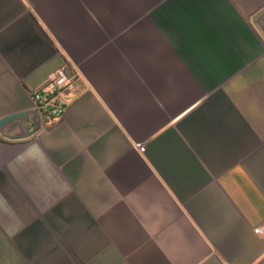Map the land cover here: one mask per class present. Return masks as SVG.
<instances>
[{"label":"crops","instance_id":"0c3cea01","mask_svg":"<svg viewBox=\"0 0 264 264\" xmlns=\"http://www.w3.org/2000/svg\"><path fill=\"white\" fill-rule=\"evenodd\" d=\"M63 65L47 125L31 93ZM17 116L0 264H264V0H0Z\"/></svg>","mask_w":264,"mask_h":264},{"label":"built area","instance_id":"2783aa9c","mask_svg":"<svg viewBox=\"0 0 264 264\" xmlns=\"http://www.w3.org/2000/svg\"><path fill=\"white\" fill-rule=\"evenodd\" d=\"M77 79V74L67 73V67L63 65L47 74L42 88L32 91V100L47 125L54 123L63 113L67 104L66 96L74 90ZM133 146L139 153H144V143H135ZM253 231L264 237V227H256Z\"/></svg>","mask_w":264,"mask_h":264},{"label":"water","instance_id":"95a60500","mask_svg":"<svg viewBox=\"0 0 264 264\" xmlns=\"http://www.w3.org/2000/svg\"><path fill=\"white\" fill-rule=\"evenodd\" d=\"M17 118H19V117H18V116H17V117H10V118H8V119L1 120V121H0V125H3V124H5V123L10 122V121H12V120H15V119H17Z\"/></svg>","mask_w":264,"mask_h":264}]
</instances>
